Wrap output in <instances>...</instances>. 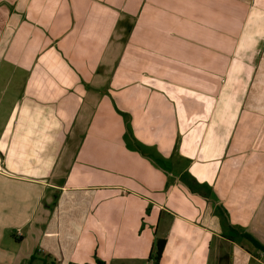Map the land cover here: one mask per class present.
<instances>
[{"label":"crops","instance_id":"crops-1","mask_svg":"<svg viewBox=\"0 0 264 264\" xmlns=\"http://www.w3.org/2000/svg\"><path fill=\"white\" fill-rule=\"evenodd\" d=\"M236 230L264 247V0H0V264H264Z\"/></svg>","mask_w":264,"mask_h":264},{"label":"trees","instance_id":"trees-1","mask_svg":"<svg viewBox=\"0 0 264 264\" xmlns=\"http://www.w3.org/2000/svg\"><path fill=\"white\" fill-rule=\"evenodd\" d=\"M237 234L239 235H242V236H245V237H248L249 239H251L258 247H260L261 249H264V247L259 244V242L256 241V239L249 233L247 232H239L237 231ZM165 243H166V240L165 239H158L156 241V247H155V250L154 252H152V259L154 260V264H159L160 263V259L162 257V253H163V250H164V246H165ZM34 259V256L31 257V261ZM31 264V263H30ZM49 264H58L57 262L55 261H52L50 262ZM97 264H105L104 262H102L101 260H98L97 261Z\"/></svg>","mask_w":264,"mask_h":264},{"label":"rangeland","instance_id":"rangeland-1","mask_svg":"<svg viewBox=\"0 0 264 264\" xmlns=\"http://www.w3.org/2000/svg\"><path fill=\"white\" fill-rule=\"evenodd\" d=\"M58 104H60L61 106H63V105H64V104H61V103H57V106H58V107H61V106H60V105H58Z\"/></svg>","mask_w":264,"mask_h":264}]
</instances>
